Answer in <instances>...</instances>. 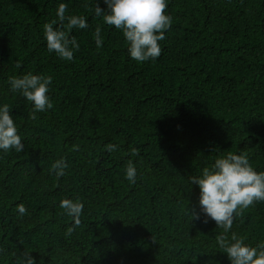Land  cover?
Segmentation results:
<instances>
[{
  "label": "trees",
  "instance_id": "trees-1",
  "mask_svg": "<svg viewBox=\"0 0 264 264\" xmlns=\"http://www.w3.org/2000/svg\"><path fill=\"white\" fill-rule=\"evenodd\" d=\"M61 3L88 23L69 33L79 44L72 61L43 39ZM96 4L106 7L0 0V104L24 144L0 152V264L23 251L37 264H230L217 246L223 229L204 222L189 179L227 152L247 153L264 171V0H167L161 56L144 63L129 58L122 32L95 16ZM28 72L52 77L47 112L33 115L31 102L10 91L8 78ZM61 160L57 177L52 165ZM129 164L135 182L124 178ZM66 198L83 203L68 237ZM231 232L264 242V202L235 216Z\"/></svg>",
  "mask_w": 264,
  "mask_h": 264
},
{
  "label": "clouds",
  "instance_id": "clouds-1",
  "mask_svg": "<svg viewBox=\"0 0 264 264\" xmlns=\"http://www.w3.org/2000/svg\"><path fill=\"white\" fill-rule=\"evenodd\" d=\"M103 4L105 8L96 4L94 14L102 17L106 25L122 32L131 60L144 63L155 61L161 56L159 41L165 39V31L171 25V17L165 11L167 0H103ZM66 11L67 5L64 3L56 9L57 20L62 25L66 22V28L56 26L57 20L45 23L43 39L49 53H54L61 60L72 61L75 52L79 50V44L69 33L73 29L88 28V23L83 16H66ZM94 37L96 47H102L99 27L95 29ZM51 84V76L31 72L8 78L10 91L21 94L31 102L33 115L53 108L48 95ZM106 147L110 152L116 150V145ZM23 149L24 144L9 105L0 104V152H21ZM66 167L63 160L52 165L57 177L64 174ZM124 178L135 182L136 169L132 164L126 167ZM189 183L199 188L198 205L205 217L204 222L210 219L218 228L223 229L224 234L218 235L216 241L230 264H264V242L252 246L235 232H231L230 238L227 236L235 216L257 202H264V171L258 172L253 168L247 153L227 152L216 158L210 167L203 168L200 175L191 176ZM59 207L74 220V225L65 232L66 237L71 236L80 224L83 203L78 199L66 198L61 200ZM18 211L23 214L25 209L21 205ZM191 217L199 218V214L193 212ZM15 264H37V261L31 252L23 251L16 257Z\"/></svg>",
  "mask_w": 264,
  "mask_h": 264
}]
</instances>
